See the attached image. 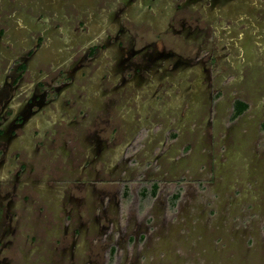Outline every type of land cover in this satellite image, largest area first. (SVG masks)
Listing matches in <instances>:
<instances>
[{"label": "rangeland", "instance_id": "rangeland-1", "mask_svg": "<svg viewBox=\"0 0 264 264\" xmlns=\"http://www.w3.org/2000/svg\"><path fill=\"white\" fill-rule=\"evenodd\" d=\"M76 3L77 0H0V31L4 33L15 27L19 41L24 38L27 44L31 41L26 40L33 41L44 33V43L49 41L56 48L73 47V43L63 41L52 24L58 22L67 28L75 26L79 16L84 19ZM235 15L220 19L225 23L221 34L219 30L214 31L215 35L207 34L217 45L216 71L211 73L214 77L198 64L182 69L187 77L162 76L161 72L148 69L137 77L130 76L120 88L118 80L114 82L116 77L101 67L102 62L94 75L90 74L80 84L85 87L77 105L78 110L84 109L83 115L80 114L84 116L80 117L82 125L77 126L75 137L53 148L48 146L52 148L51 162L57 160L64 165L63 170L69 176L67 164L71 155L77 153L82 158L88 155L91 146L86 133L91 130L88 129L91 115L102 112L101 103H104L112 123L100 137L110 135L114 143L105 147L95 162L99 170L96 187L106 190L105 196L111 203L107 210L97 211L87 196L86 203L72 212L71 219L80 217L79 220L89 225V230L65 264L72 260L78 264L87 261L94 264H264V22L259 18L258 28L242 35L239 28L244 26V20L239 21L237 28L233 22L239 16ZM21 16L27 20L23 27L15 21L22 20ZM6 35L0 37V59L17 48L13 42L12 45L5 43ZM145 37L148 36L145 34ZM160 38L167 47L184 46L182 39L172 34H163ZM248 38L257 41L256 47L246 45ZM44 43L38 54L41 60L33 66L34 75L49 70L53 62L50 58L43 64V59L49 57L50 44ZM242 45L249 47L248 54L246 50L242 52ZM189 46H184L187 51L192 49ZM203 75L205 78L198 77ZM135 77L140 83L133 81ZM188 82L192 84L189 90L184 89ZM206 82L208 87L204 86ZM112 88L115 92L100 95ZM190 92L197 98L202 94L207 96V92L218 97L212 106L205 107L203 104L210 100L201 102L193 95L187 96ZM235 97L249 105L236 119L231 113ZM54 113L65 120L69 118L68 111L60 106L53 108ZM171 129H176L177 135L170 137ZM136 137L139 147L132 148L134 152L128 155L126 147ZM48 158L42 159L46 165ZM45 170L42 176L48 173ZM85 175L82 172L80 177ZM151 177L158 180L157 192L154 196H143L136 185L139 179ZM122 178L130 185L123 196L118 181ZM63 187L67 189L69 182ZM35 188L43 195L48 193L41 182ZM174 192L179 196L172 202ZM76 194L82 196L84 189ZM49 201L52 212L61 216L60 206ZM69 206L70 203L65 205L68 210ZM94 217L96 224L90 222ZM43 237L49 249V239ZM70 241L68 236L67 243Z\"/></svg>", "mask_w": 264, "mask_h": 264}, {"label": "flooded vegetation", "instance_id": "flooded-vegetation-1", "mask_svg": "<svg viewBox=\"0 0 264 264\" xmlns=\"http://www.w3.org/2000/svg\"><path fill=\"white\" fill-rule=\"evenodd\" d=\"M76 7L80 9L79 14L84 13V19L79 16L75 26L65 28L58 22L52 24L53 30L63 36V41L73 43V47L56 48L49 41L44 43V33L33 41L26 40L31 41L27 44L24 38H21L22 42L19 41L15 27L4 32L7 34L5 43L12 45L13 42L17 48L0 59V264H65L70 259L69 254L74 255L73 249L83 242V235L89 230V225L79 220L80 217L71 219L72 212L79 209L80 204L86 203L87 196L97 211L107 210L111 203L105 196L106 190L96 187L99 170L95 162L105 147L114 143L110 135L100 137V133L112 123L109 108L104 103H101L102 112L91 115L92 123L88 128L91 130L86 133L92 150L83 158L77 153L71 155L67 164L70 175L66 176L64 165L57 160L51 162L50 157L54 145L75 137L77 126L82 125L84 116L80 114L84 109L79 108V112L77 105L84 96L82 90L85 87L80 84L90 74L94 75L102 62L101 67L116 77L114 82L118 80L120 88L130 76L148 69L161 72L162 76L177 74L187 77L182 69L198 64L205 73L209 71L210 77H214L211 73L216 71L217 45L207 34L211 32L215 35L216 30H219L218 34L223 32L225 23L220 19L227 15L239 16L238 23H233L238 28L244 20V26H239L242 35L249 29L258 28L259 18L264 22V0H77ZM21 18L15 21L23 27L27 20ZM4 33L0 31V37ZM168 33L181 38L183 45H190L192 49L187 51L184 46L177 48L173 45L167 47L160 36ZM145 34L148 37L144 38ZM246 40V45L256 47V40ZM43 43H50L47 51L49 57L43 59V64L46 65L50 58L53 62L49 70L41 72L38 69L41 73L34 75L33 66L41 60L38 54L43 49ZM246 45H242L241 49L248 54L249 47ZM135 83L140 82L136 80ZM185 86L184 89L189 90L192 84L188 82ZM204 86L208 87V82ZM113 90L101 92L100 95L107 96L115 92ZM188 95L197 98L194 93ZM217 97L207 92V96L202 94L196 100H210L203 104L210 107ZM236 98L239 97L232 99V112ZM55 106L67 110L69 118L65 120L53 114ZM175 130H170V137L177 135ZM136 139L126 147L128 155L139 147ZM42 152L49 155L45 157L47 154ZM42 157H50L47 165ZM45 169L48 173L42 176ZM59 170L61 174L56 175ZM82 172H86L84 177H80ZM118 181L122 189L120 195L123 196L126 186L129 190V181L125 178ZM38 182L48 189L47 194L43 195L35 188ZM67 182L69 191L63 187ZM153 182H158L157 178L139 179L136 188L140 192ZM82 188L84 194L77 195L76 192ZM49 200L60 206L61 216L58 212H52ZM68 203L70 210L65 207ZM44 208L46 212H42ZM90 222L96 224L97 218L90 219ZM43 236L49 239V249ZM68 236L70 245L67 243ZM70 264L78 263L72 260ZM86 264L94 263L87 261Z\"/></svg>", "mask_w": 264, "mask_h": 264}, {"label": "trees", "instance_id": "trees-1", "mask_svg": "<svg viewBox=\"0 0 264 264\" xmlns=\"http://www.w3.org/2000/svg\"><path fill=\"white\" fill-rule=\"evenodd\" d=\"M248 106L249 105L247 101L241 98H236L233 103L232 117H236L238 114L242 113L244 110L248 108ZM157 189H158V183L153 182L150 186L142 188V190L140 191V194H142L143 196L148 195V194L154 196L157 192ZM127 193H128V187L126 186L124 188V194L126 195ZM178 196H179V193L174 192V194L172 195L171 201L174 202V199H176Z\"/></svg>", "mask_w": 264, "mask_h": 264}]
</instances>
